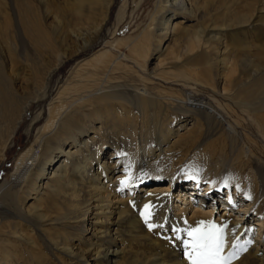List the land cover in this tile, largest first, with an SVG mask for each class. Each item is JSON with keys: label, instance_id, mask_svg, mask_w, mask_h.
I'll list each match as a JSON object with an SVG mask.
<instances>
[{"label": "bare ground", "instance_id": "6f19581e", "mask_svg": "<svg viewBox=\"0 0 264 264\" xmlns=\"http://www.w3.org/2000/svg\"><path fill=\"white\" fill-rule=\"evenodd\" d=\"M115 1L0 0V35L6 44L3 49L0 45V127L6 128L0 129V157L31 105L36 100L42 101L53 74L68 60L91 49L99 39ZM141 1L132 0L134 8ZM213 1H155L149 24L135 37L124 40L131 56L121 57L132 59L145 71L150 57L155 58V67L167 61L175 62L179 59L178 48L184 45L187 55L184 64L166 63L165 67L175 68L181 77L189 80L195 77L190 73L185 75L184 70L191 69L192 75H212L217 80L215 88L251 112L264 129V106L254 107L258 95H264V43L260 39L249 43L246 37L240 41L234 31L245 25L256 29L262 24L264 0H250L245 7L241 6L242 0H215L219 6L213 9L211 17L209 4ZM119 4L117 24L126 15V0ZM205 20L210 24L206 27L204 23V29L201 25L195 29L184 25L187 21ZM224 31L230 32L231 43L236 40L237 44L230 48L237 49L234 56L221 40L220 32ZM209 32L215 33L209 35ZM25 44L32 46L30 49L33 48L36 57V65L33 63L31 67L35 70V80L29 81L33 93L20 97L18 93L26 91L28 81H6L5 71L12 72L18 59L17 47L24 49ZM114 44L116 47L124 43ZM43 53H50L52 60ZM22 54L25 56L21 62L29 65L33 56L26 51ZM116 58L101 48L90 58L93 65L90 59L84 64L92 65L98 73L100 65L111 72L123 65ZM78 75L79 81H65L46 104L43 125L37 129L31 144L17 156L11 180L0 185V264H51V258L54 264H189L184 255L186 233L199 221L226 223L229 242L233 239L232 230L239 238L237 243L251 241L247 251L241 252L232 264H264V234H257V241L247 240L253 228L247 230L231 214L214 216V211L206 206L214 192L212 185L205 184L199 190L198 177L179 181L169 174L165 179L159 174L153 184L147 185L143 166L148 165L154 149L150 148L145 158L120 143L129 134L125 127L132 124L129 108L138 105L145 120L149 111H153L152 116L158 115L155 110L163 109L164 102L160 101L167 96L160 98L164 93L154 95L145 88L116 90L119 86H110L109 78L86 81L95 74ZM166 100L182 107L183 101L178 98ZM194 102L189 100L187 107H195ZM39 115L38 112V118ZM184 125L182 122L175 131L169 125L161 129L163 132L155 137V145L161 148ZM129 138L133 135L129 134ZM191 172L196 173L193 168ZM121 181H126V185ZM221 187L218 186V191ZM230 187L231 181L225 188L230 190ZM259 188L249 183L238 187L239 192L245 190V195L251 197L248 209L241 212L262 211L264 230V191ZM194 199L196 206L191 203ZM145 204L153 206L149 222L163 224V228L148 230L139 215Z\"/></svg>", "mask_w": 264, "mask_h": 264}, {"label": "rangeland", "instance_id": "374dc122", "mask_svg": "<svg viewBox=\"0 0 264 264\" xmlns=\"http://www.w3.org/2000/svg\"><path fill=\"white\" fill-rule=\"evenodd\" d=\"M122 1L124 0L115 1L107 26L101 33L102 36L100 35L96 43L91 46V49L89 48L79 56H75L68 60L64 66H61L60 69L53 74L51 80H49L45 95L42 97L43 99L41 98L42 101H40V99L35 101H40L41 103L34 102L23 117L21 125L16 130L14 137L6 147L7 151L5 150L4 155L0 157V185L8 183L11 180L12 170H14L13 168L17 156L33 141L37 129L43 125L46 118V104L56 96L59 88L64 82L79 81L78 74L84 75V77L89 75L93 76L95 74V76L92 77L93 79H88L86 81H106V79L109 78V81H112L109 84L110 86H119L116 90L126 88L131 90L138 88V90H140L145 88L148 93L154 95L156 92L164 93V95L166 94L165 96L163 94H158L160 98L161 96L164 98L167 96L166 99L172 97V99L178 98L180 101H183L182 107H179L171 100L162 99L160 102L161 104L164 102L162 105L163 109L161 111L155 110L158 115L153 114L154 116H152L153 111H149L151 114L148 113L147 117L145 116V120L143 119L144 114H142V111H140L139 108L137 109L138 105H135V107L132 106L134 109H132V107L129 108L130 116H132V118H130L132 124H127L128 128L127 126L125 128L128 129L126 130V133L129 132V134L133 135V138H129L128 134L121 138L123 142L120 140V143L124 144V146L130 147L135 155L145 158L148 150L150 148L154 149L153 152L155 154L148 159V165L143 166V176L146 178L147 185L153 184L155 182V176L159 174L162 179H165L169 174L171 177L178 178L179 181L183 179L190 181L194 179V177H198L199 182L197 188L199 190H202V187L205 184L212 185L211 187L214 192L211 197L208 198V204L206 206L214 211V216L219 217L223 213L231 214V218L234 217L233 219L236 218V220H239L246 229L249 227L253 228L251 233L247 235L246 239H254L257 241V234H264V230L261 226L263 217L262 211H257V213L253 212V210H248L247 213L243 214L241 210L248 209L249 199L246 198L245 190L239 192L238 187L239 185L242 186L249 183L251 187L258 186L259 188L260 186L264 191L263 127L258 124L255 116L252 115L251 112L240 108L234 103V101L229 99L230 97L228 98L227 94L222 93L220 88H215L216 85H214V82L217 80L212 75H202V73H197V75L193 73L192 75L193 71H191V69L188 71L180 69L185 75H189L190 73V75L193 76L192 78L195 77L194 80L184 79L179 73H177L178 71H175V68L169 66L184 64V59L186 60L187 58L184 45H181L182 47L180 46V48H178V61H167L166 63L169 64H167V68L165 67L166 63H163L165 65L161 64L158 66L159 68L155 67V58L150 57L146 64L147 69L143 71V69L139 68L132 59L121 57L122 55L131 56L129 49H127L125 45L127 42L125 43L124 40L128 41L131 37H135V35H138L142 29L149 24L151 16L155 10V1L157 0H142L140 5L136 8H134L132 0H126V15L124 16V19L117 24L115 16L119 7L118 5H120L119 3H122ZM202 1L210 3V0ZM248 3H251L250 0H242L241 6L245 7ZM216 6H219L218 2L209 4L210 11L208 14L211 17L214 16L213 9ZM263 6L264 4L262 5V24H258L256 29H251L248 25H245L242 29L234 30L235 34H238L237 39L240 38L239 40L242 41V39L246 37L249 43L257 42L260 39L262 43H264ZM255 14L257 15L258 13L256 12ZM207 17L208 16H206V19L209 20ZM207 20L204 22L199 21L198 23L187 21L184 25L190 28L192 27L193 29L198 28L197 26L201 25V29H204L210 24L209 21L206 23ZM204 23L206 24V27L204 26ZM214 33L215 32H209V35ZM220 33L221 40L229 46V49L237 44L235 43L236 40L231 43L232 40L230 34L228 35L230 32L227 33V31H224V33ZM1 38L3 39L2 41ZM116 41L124 44H117V46L114 47V42ZM0 42L3 49L6 44L4 43L5 39L2 35H0ZM170 44H172V42ZM31 47V45L25 44V48H22L24 51L17 47L18 59L15 61L17 65L15 64V67L11 72L12 74L7 70L5 71L7 75H5V78L7 79L6 81H18L19 79V81L23 80L28 81L29 83V81L35 80V70L31 69V67L33 63L36 65V62L34 61L36 60V57L34 56L33 48L30 49ZM101 48L106 50V52H109L114 60L117 57L116 62L120 61L121 65L123 64L124 67L123 65L120 67L114 66V68H116L115 70L112 69L111 73L110 71L107 72V70H104L105 67L102 69L103 65H100L99 70L102 71H99V73L98 71H94V68L92 69L91 67L93 62L90 58ZM230 50V52H232L231 56H234L237 49L235 50V48H232ZM22 51L24 53L26 51V54L29 53V56L31 57L33 56L32 58L30 57L31 62L29 65L28 63L25 64L24 62H21V58L25 56L22 54ZM43 54L49 56L48 59L52 60L50 53ZM1 56L2 55L0 54V57ZM132 56L136 57L134 54ZM89 59V62H92V65H88L87 67L84 62ZM140 60L141 59L138 61ZM78 64H82V68L79 67L78 69ZM153 68L156 70L154 73L152 72ZM161 68L165 70L162 71ZM75 73H77L78 76ZM263 73L264 62H262V74ZM103 76L105 77L103 78ZM96 77L98 79H96ZM230 80L232 81V79ZM205 81H207V84ZM30 88L31 83H29L25 92L19 91L18 95L20 94V97L28 96V94L33 93V89L31 90ZM258 97L259 98L255 100L257 103L254 106L255 108L264 106V95H258ZM189 100L190 102L195 101V107H187L186 104ZM139 111L141 113H139ZM38 112L40 114L39 118ZM124 113L125 112H123V114ZM147 118L149 119L147 120ZM182 122H184L185 125L178 130L176 137H169L167 141L163 143L161 148H158L155 145V137L158 136L160 131H162L161 129H164L169 125V127L175 131ZM0 126H2V124H0ZM2 128L6 129L5 127H0V129ZM191 168L195 169L196 173L193 174ZM230 181L231 187L230 190H227L225 188V182ZM218 186H222L219 190L220 192L217 189ZM260 188L259 191H261ZM229 197H231V203H229ZM191 203L196 206L197 199L191 200ZM247 230L245 231L244 236H242V239L245 237ZM49 262L54 264L55 260L51 258Z\"/></svg>", "mask_w": 264, "mask_h": 264}, {"label": "snow or ice", "instance_id": "6c2138e0", "mask_svg": "<svg viewBox=\"0 0 264 264\" xmlns=\"http://www.w3.org/2000/svg\"><path fill=\"white\" fill-rule=\"evenodd\" d=\"M121 184L126 185V181H121ZM225 187H227V182ZM246 198L251 199L250 196H246ZM231 202V197H229V203ZM152 209L151 204H145L139 212L149 231L157 227H164L163 224L156 225L149 222L153 215ZM173 231L176 230L173 229ZM228 231L226 223L217 225L214 222L205 221H199L196 227L187 230L188 240L184 242V255L189 264H232L234 259H238L241 252L247 251L251 241H245L242 245L237 243L239 238L232 230L233 239L229 242Z\"/></svg>", "mask_w": 264, "mask_h": 264}]
</instances>
